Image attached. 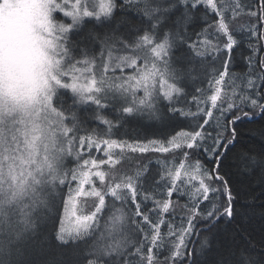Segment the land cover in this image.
Masks as SVG:
<instances>
[{"label":"snow or ice","instance_id":"6c2138e0","mask_svg":"<svg viewBox=\"0 0 264 264\" xmlns=\"http://www.w3.org/2000/svg\"><path fill=\"white\" fill-rule=\"evenodd\" d=\"M86 22L107 31L73 40ZM260 53L264 0H0V264H264V238L220 244L246 231L231 167L264 184V144L229 163L237 121L264 119ZM138 115L193 126L114 138Z\"/></svg>","mask_w":264,"mask_h":264},{"label":"trees","instance_id":"16d2710c","mask_svg":"<svg viewBox=\"0 0 264 264\" xmlns=\"http://www.w3.org/2000/svg\"><path fill=\"white\" fill-rule=\"evenodd\" d=\"M250 2V0H248ZM129 15L134 16V13H129ZM245 18H241V22ZM68 22V21H64ZM236 24L233 25L235 27ZM99 32L103 33L107 31L101 25L86 22L85 26L81 29L79 33H73V40H80L82 43H90V40L84 39L89 32ZM249 52V49L246 45L241 46L235 50V55L233 62L231 64V70L236 73H241L247 70V65L243 59ZM264 56V53H260ZM202 87L207 88V84L202 85ZM72 96L69 92H65L64 102L65 104H72ZM193 110L195 107L193 106ZM92 111L91 108L86 106H79V115L81 117H86ZM105 114L109 118H115L117 113L113 109L109 108L105 110ZM229 115L230 114H226ZM175 122H152V123H143L138 116L128 117L121 123V126L114 130V138L117 139H126L130 142L141 141L144 142L148 139H164L170 135L175 134L178 131L181 125ZM98 122L89 120V127H97ZM264 126V119H261L259 116L253 117L252 119L242 118L240 121H237L234 127L237 129L238 136L235 143V146L232 148L229 153V163L233 164L236 158L245 151H258L264 141H261L258 136L252 135V132L255 129ZM103 128L102 125L99 126ZM230 127H232L230 125ZM149 155L155 156L159 154L149 153ZM135 158H139V154H134ZM128 161L124 162L122 170H127ZM107 167V166H105ZM120 167V166H118ZM153 169L157 167L155 162L151 165ZM234 189L240 194L241 199L238 201V207L241 212V215L238 217L239 223L244 224L246 231L242 232L239 235H236L234 240L232 236L222 237L221 239V248L227 247L228 245L235 244L242 245L247 240L251 239L254 242H259L264 238V217L260 215V212L264 210V184L259 180L258 175H249L240 172L236 166L231 167V176ZM74 186V185H73ZM63 191L67 193V188ZM247 198L248 203L245 202ZM185 198H181V203H184ZM91 201H89L90 205ZM255 209V214L251 213V208ZM63 206L60 203L59 198H57L56 206L51 210L44 212V216L41 217L39 221V226L41 233L49 238H51L53 231L59 227V221L62 216ZM177 222L179 220L177 219ZM196 237H193L195 240ZM218 258L216 253H213L209 257L210 260H216Z\"/></svg>","mask_w":264,"mask_h":264},{"label":"rangeland","instance_id":"374dc122","mask_svg":"<svg viewBox=\"0 0 264 264\" xmlns=\"http://www.w3.org/2000/svg\"><path fill=\"white\" fill-rule=\"evenodd\" d=\"M54 16H55V18H56L57 20H59V21H61V22H64L65 20L68 21V22H70V20H69L68 18L64 17L62 13H55ZM138 117H139V119H141V121H142L143 123L158 122V121H156V120L150 119L147 115H143V116L138 115ZM165 122H166V121H165ZM165 122H164V123H165ZM160 123H161V122H159V124H160ZM177 123L179 124V126H180V125L182 126V127H180V128L178 129V131H180L182 128L185 129V130H190L191 127L193 126L189 121H183V120H181V121H178ZM178 131H177V132H178ZM64 196H65V198L67 197V193H66L65 191H64ZM47 211H48V210H42L43 213H44V212H47ZM42 216H44V214H43ZM62 216H63V211H62ZM62 216H61V217H62Z\"/></svg>","mask_w":264,"mask_h":264}]
</instances>
